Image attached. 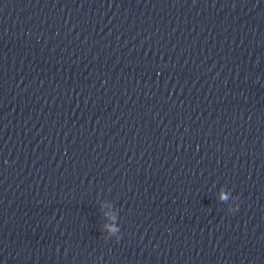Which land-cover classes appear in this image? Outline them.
Wrapping results in <instances>:
<instances>
[{
  "label": "clouds",
  "instance_id": "9594fccd",
  "mask_svg": "<svg viewBox=\"0 0 264 264\" xmlns=\"http://www.w3.org/2000/svg\"><path fill=\"white\" fill-rule=\"evenodd\" d=\"M220 199H221V200H227V199H228L227 194L221 192V194H220ZM237 210H238V206H237V208L233 209L232 211L235 212V211H237ZM110 231L113 232V233H115V232L118 231V229H117L116 227H111V228H110Z\"/></svg>",
  "mask_w": 264,
  "mask_h": 264
}]
</instances>
